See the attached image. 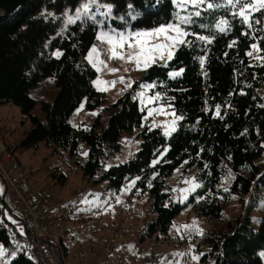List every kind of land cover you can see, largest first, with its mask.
<instances>
[{"label": "trees", "instance_id": "obj_1", "mask_svg": "<svg viewBox=\"0 0 264 264\" xmlns=\"http://www.w3.org/2000/svg\"><path fill=\"white\" fill-rule=\"evenodd\" d=\"M84 3L0 0V107L14 105L32 123L18 148L30 150L44 143L54 152L69 151L83 178L96 186L106 183V190L118 192L136 179L137 191L149 196L151 220L142 233L143 240L167 237L176 217L188 207L198 216L218 221L216 228L204 234L209 250L201 257L202 264L209 259L214 264H264L260 256L264 210L256 229L251 216L257 205L254 197L261 195L264 200V170L256 163L264 153V99L259 94L264 86V61L247 55L254 43L264 49V10L252 13L249 28L233 15L237 9L224 5L223 0H206L199 8L188 6L186 11L175 0H100L112 7L108 18L97 13V19L105 20V29L150 30L175 22L177 13L201 14L192 15V23L184 25L195 34L186 38L191 43L180 45L172 60L143 71L140 80L106 108V125L98 117L90 128H75L69 121L83 104L94 110L105 102V96L93 86L97 72L87 60L101 27L83 19L63 29L61 13L74 12ZM207 3L222 6L208 8ZM92 9L95 12L94 5ZM130 13L139 15L132 20ZM221 21H227L224 32L219 31ZM197 35L212 42L200 41ZM181 70L180 76L172 75ZM46 79L58 93L53 103L43 102V115L38 117L32 115L37 100L31 91ZM143 85H155L152 95L158 93L163 105L182 117L170 137L144 123L146 111L137 99ZM135 132L142 140L140 150L129 162L105 170L104 161L122 149L120 138ZM181 167L197 170L195 178L202 186L186 205L176 203L167 187ZM51 177L59 186L68 181V175L58 171ZM3 198L0 193V243L17 252L9 264H35L25 250H16L7 234L10 225L22 236V222L8 221ZM232 198L250 199L246 213L218 226Z\"/></svg>", "mask_w": 264, "mask_h": 264}, {"label": "rangeland", "instance_id": "obj_2", "mask_svg": "<svg viewBox=\"0 0 264 264\" xmlns=\"http://www.w3.org/2000/svg\"><path fill=\"white\" fill-rule=\"evenodd\" d=\"M82 6L79 9H81ZM76 12L77 10L74 12L66 10L61 13V18L64 20L63 29H67L72 25L67 24V17L75 16ZM49 14L53 15L54 13L50 12ZM101 30L107 29L100 28L99 32ZM95 46L98 47L99 52L101 53L99 58L105 61L107 67L98 65L102 70L97 72L96 68H94L92 63L88 60L89 53L87 54L88 62L97 72V77L94 82L99 78L103 81H117V83L114 86H111L110 84L101 85V87H106L108 90L99 91L93 82L94 88L105 96V102L94 110L87 109L85 104H83L69 121L75 128H90L94 125L98 117H100L103 124L106 125V118L109 114L106 108L110 107L123 94L128 92L132 86L140 80L143 71H145L137 70L134 62H126L125 60L110 58V46L107 43H101L97 40ZM124 51L131 52L135 50L127 49V47H125ZM167 61L169 60H164V62ZM113 68L118 69V71L111 73L109 70ZM121 77L124 78V83L119 82ZM129 82H132L131 87L127 86ZM144 86L145 85L140 88L137 98L141 109L146 111L144 123L151 127L159 128L166 136L170 137L178 129L181 119L176 118L180 116L171 110L169 106L163 105L161 97L159 100L149 104L147 98L155 95H152L151 88ZM57 93V89L54 87L51 80L46 79L41 81L38 86L31 91V96L37 100V105L32 111V115L41 117L43 115V102L53 103ZM141 93H144V95L141 96ZM259 94L264 99V86L259 90ZM161 107L164 109L163 113L153 114L152 116L148 115L149 109H158ZM173 112L175 113V116L170 114ZM173 119H176V124L175 130L171 131L170 126ZM31 128L32 123L30 119L23 116L16 106L4 105L0 107V136L2 135V137H4L6 134H10V139L7 138V142H9L11 150L13 151L14 149L15 163L19 166L17 167V173L20 176L18 186L20 188H25L27 186L24 185H34L36 187L34 192L40 193L45 199L47 197V202L54 197L61 202L66 203V206H68L70 220L68 219L64 223L66 232L60 236L63 255H65L70 261H68V264H75L72 259V252L76 246V242L73 240L71 234L76 232L74 220L79 215H83L88 219L97 222H104L107 225L108 244L104 246L105 249L100 253L102 260H108L105 252L107 251L109 244L113 243L117 245L115 247L116 253L113 255L114 259H122L125 264H162V262L163 264H169V262H171V264H202L200 259L209 250L204 244V234L217 227V220L198 216L192 209L184 207L181 214L176 217L167 237H161L160 240L156 237L143 240L142 233L147 228L148 221L151 220L148 213L149 196L145 195L140 190L137 191V186H135L137 180H129L118 192L106 190V183L98 186L93 185L92 182L90 183L83 178L81 171L77 168L74 160L70 157L69 151L61 149L59 152H54L53 149L46 147L44 143H41L37 148L30 150L18 148L26 136V133L30 131ZM166 132L168 134H166ZM120 143L122 144L121 151L104 161L105 170L129 162L135 153L140 150L142 140L138 138V133L135 132L133 135H123L120 138ZM84 149L86 150L85 147ZM256 163L264 170V153ZM30 169H33L34 171L33 179L32 181H26V179L21 177V174ZM53 171H55V173L58 171V173L60 172L68 175L66 185L59 186L57 185V182L51 181V179H53L51 177ZM196 173L197 170L185 171L184 167H181L177 169L169 179L167 187L168 190L172 192V199L176 203L182 205L188 204L191 196H195L198 191L202 189V186L195 178ZM185 181L189 182L185 183ZM193 183L199 185V187L193 188ZM0 188L3 189L1 194H3L5 198V216L9 222L12 223L13 220L17 222L19 219L15 216L14 210L12 209L13 192L12 190H8L7 192L6 185L1 177ZM87 188L93 189L96 192V197L94 199H88L94 203L85 204L82 202L83 198H79L76 195L79 190L84 191ZM181 189L191 190L187 193H183L180 191ZM249 201V198H245L243 201L238 198H232L227 203L221 224L218 226L224 227L230 221H235L236 218L245 214L247 207L249 206ZM253 201L257 202V205H255V209L251 214L253 217V227L256 229L260 226L263 218L264 200H262L261 195H258L254 197ZM72 206H74L76 210L70 212V207ZM85 208L89 210H80ZM8 217H11V219ZM0 221H2L1 218ZM182 225H189L190 227L187 230L181 228L178 232L177 228ZM21 228L25 233L22 223L19 224V229ZM197 229H201L202 234H200ZM0 249H3L4 252V254L0 256V264L11 263L17 255L16 251L6 248L2 243H0ZM16 250H25L27 255L33 261L31 255L23 245L16 246ZM96 252L98 254V250L95 248L93 254ZM174 253H184V255L174 256ZM148 256H150L149 261L147 259ZM193 256H199L200 259H193ZM260 256L264 261V250L260 252ZM164 258L167 259L165 260ZM152 259L155 260V263H153ZM206 264L214 263L209 259Z\"/></svg>", "mask_w": 264, "mask_h": 264}, {"label": "snow or ice", "instance_id": "obj_3", "mask_svg": "<svg viewBox=\"0 0 264 264\" xmlns=\"http://www.w3.org/2000/svg\"><path fill=\"white\" fill-rule=\"evenodd\" d=\"M206 0H175V3L178 7L183 10H187L188 6L193 8H199L201 5L205 4ZM223 4L226 6H230L231 8L237 9L233 12V15L238 16L244 22L248 24V27H252V13L264 10V0H223ZM95 6V12H93L92 6ZM220 3H207L208 8L213 7H221ZM105 8V11H100L101 8ZM128 7L131 9L133 6L130 4ZM91 13V15H90ZM97 13L100 17L108 18L112 14V7L110 5H102L100 0H85L82 8L77 10L75 16H68L67 17V24H75L77 21H82L83 19H90L95 24L99 25L101 29H103L105 25L104 19H97ZM200 11H195L191 15L181 16L177 13L176 21L173 23L162 24L156 28L150 30H138V31H120L113 28H109L107 30H101L97 35L96 39L101 43H107L110 48V58L112 59H121L125 60L126 62H134L136 64L137 70H146L151 65L157 63L158 61L172 60L179 45H185L191 43V41L187 40L186 38L190 35H195L194 33H190L186 30L184 25H190L192 23V15L200 16ZM132 20H135L139 13L136 15H131ZM120 19H124L120 17ZM227 21H221L219 27L220 32H224L226 29L224 25ZM255 23H260L259 20H256ZM244 35H248V33H244ZM162 38V39H161ZM196 39L200 41H205L207 43H211L212 40L203 35H197ZM255 39V37H254ZM236 41H233L235 44ZM231 46V45H230ZM125 47L127 49H134L135 51L126 52ZM251 48L253 51L247 52V55L253 57L256 60L264 61V55H260L264 49H261L257 46V44H252ZM254 52L256 55H254ZM59 56L60 53H57ZM101 53L97 46H93L88 54V60L92 63V66L96 68L97 72L101 71V67L98 65H102L103 67H107L105 61L101 60L100 57ZM204 63V58H201V64ZM111 73H115L118 69H110ZM182 74V70L173 73L172 75L180 76ZM120 83H124V78L121 77L119 80ZM97 86L99 91H107L108 88L101 87V85L110 84L114 86L117 81H103L99 78L94 82ZM128 87L132 86V82L127 84ZM144 87L152 88L155 85H145ZM141 96L144 93L140 94ZM160 99L159 94L157 93L155 96L148 97L147 102L149 104L157 101ZM164 109H149L148 115L152 116L153 114L163 113ZM171 115L175 116V113H170ZM216 115H220L219 106L216 108ZM176 119H182V117H177ZM176 119L171 121L170 130H175ZM166 134H168L166 132ZM83 155H87V153H83ZM194 180V178H193ZM189 181H185L188 183ZM199 187V185L193 183V188ZM191 189H181L180 191L183 193H187ZM3 189L0 188V193H2ZM227 191V189H225ZM85 204L94 203L93 201H89L87 197H84L82 200ZM81 211H88L89 209H80ZM11 219V217H8ZM2 222V221H0ZM12 223H17L16 221H12ZM195 223V222H194ZM190 226L189 225H182L177 228L179 232L181 228L187 230ZM21 233H23V229H20ZM197 231L202 234L201 229H197ZM183 238V237H181ZM4 254L3 249H0V256ZM174 256H183L184 253H174ZM165 260L167 258H164ZM193 259L199 260V256H193ZM163 264V262H162ZM171 264V262H169Z\"/></svg>", "mask_w": 264, "mask_h": 264}, {"label": "built area", "instance_id": "obj_4", "mask_svg": "<svg viewBox=\"0 0 264 264\" xmlns=\"http://www.w3.org/2000/svg\"><path fill=\"white\" fill-rule=\"evenodd\" d=\"M7 138L10 139V134L0 136V177L7 186V192H13L12 209L25 230V233L19 236L15 228L8 225L7 234L15 242V248L21 245L26 247L35 264H68L69 259L63 255L60 240V236L66 232L64 223L70 220L68 206L54 197L47 202L40 193L34 192V185L28 184L25 188L18 186L20 176L16 173L15 157ZM33 172V169H30L23 172L21 177L32 181ZM76 195L92 200L96 197V192L87 188L84 191L79 190ZM75 210L74 206L70 207V212ZM74 221L76 232L71 235L76 242L72 252L75 264H125L122 259H101L100 253L108 244L107 225L104 222H97L83 215L77 216ZM95 248L98 254H93ZM149 258L150 256L147 257L148 261ZM152 260L155 263V260Z\"/></svg>", "mask_w": 264, "mask_h": 264}, {"label": "crops", "instance_id": "obj_5", "mask_svg": "<svg viewBox=\"0 0 264 264\" xmlns=\"http://www.w3.org/2000/svg\"><path fill=\"white\" fill-rule=\"evenodd\" d=\"M16 166L19 167L18 165H16ZM17 172H18V169H17L16 173ZM24 186H27V185H24ZM49 199H50V197H49ZM46 200H48L47 197H46ZM116 246L117 245H115L113 243L112 244L111 243L109 244V247H108L107 251L105 252L106 253V257H107L108 260H115L114 257H113V255L116 253V250H115V247Z\"/></svg>", "mask_w": 264, "mask_h": 264}, {"label": "water", "instance_id": "obj_6", "mask_svg": "<svg viewBox=\"0 0 264 264\" xmlns=\"http://www.w3.org/2000/svg\"><path fill=\"white\" fill-rule=\"evenodd\" d=\"M6 185V184H5ZM6 188H7V186H6ZM3 200H4V202H5V198H3Z\"/></svg>", "mask_w": 264, "mask_h": 264}]
</instances>
